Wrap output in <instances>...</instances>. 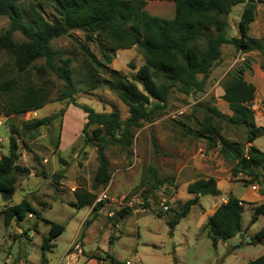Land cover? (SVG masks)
Returning a JSON list of instances; mask_svg holds the SVG:
<instances>
[{
    "label": "trees",
    "instance_id": "16d2710c",
    "mask_svg": "<svg viewBox=\"0 0 264 264\" xmlns=\"http://www.w3.org/2000/svg\"><path fill=\"white\" fill-rule=\"evenodd\" d=\"M148 1L0 0V15L8 18L7 26L0 31V50L9 59L0 66V116L8 117L43 107L50 101L56 87L49 77L54 74L63 82L58 99H67L86 113L83 132L90 125H95L89 139L97 144L98 165L89 187L81 186L74 190L73 205L77 208L91 206L90 216L83 222L84 227L96 218L102 205V202L94 203L96 192L106 188L111 178L104 152L108 143L127 150L132 145L136 130L156 118L160 110L166 107L173 90L185 95L203 92L212 67L221 57L224 44H232L242 53L257 51L264 56V41L248 33L250 23L255 19L256 1L160 0L171 3L173 15L169 18L161 16L154 9L150 11ZM237 3L243 5L238 23L239 34L230 36L225 29L227 14ZM42 7L50 8L53 16H45ZM71 30H80L84 41L71 36ZM16 32L21 39L15 38ZM65 35L72 38L82 57L84 86L89 90L103 86L114 92L128 108L127 118L122 120L117 109L98 112L76 102L74 94L78 92V87L72 67L73 59L66 50L55 49L52 45L53 39ZM90 42L96 43L100 58L90 49ZM132 46H137L144 58V63L134 75L129 78L120 71L108 68L116 50ZM40 59L43 63L37 64ZM260 67L264 69V58ZM246 69H249L247 61L229 70L223 81L221 97L228 102L233 114L226 116L212 104H206L203 119L196 129L183 128L181 134L202 139L209 147L218 146L219 155L233 163L232 177L242 174L249 177V180L244 179L246 184H262L264 151L252 145L248 148L244 146L264 135V126L254 123L250 105L255 88L244 80ZM50 119L33 118L23 121L20 127L11 128L8 153L0 155V197L5 202L1 213L5 225L11 220L21 221L29 214L41 217L40 211L25 197L18 204H9L19 176L30 173L29 167L18 163L14 134L34 138L39 131L38 126L50 122ZM219 120L244 129V145L223 136ZM151 144L154 151H158L155 137L151 138ZM255 168L261 173H257ZM148 176L150 190L162 185L155 166L148 167ZM150 190L143 192L145 200ZM187 191L193 197L173 210L168 220L170 228L197 204L199 195L220 193L213 178H198L187 186ZM242 204V200L229 194L227 201L221 203L208 218L202 229H205L213 246L241 232ZM143 206L146 207L147 203L144 202ZM130 212V209L123 208L118 215L123 217ZM260 215H264V203L254 208L249 224H253ZM47 222L49 230L40 245L43 263L47 262L46 253L52 251L55 245L54 238L65 229L63 224ZM252 243L264 244V225L255 232ZM100 260H107L108 264H132L109 253ZM245 264H264V253Z\"/></svg>",
    "mask_w": 264,
    "mask_h": 264
},
{
    "label": "rangeland",
    "instance_id": "374dc122",
    "mask_svg": "<svg viewBox=\"0 0 264 264\" xmlns=\"http://www.w3.org/2000/svg\"><path fill=\"white\" fill-rule=\"evenodd\" d=\"M255 1L257 6L264 8V0ZM147 6L150 11L154 9L163 17L169 18L173 15L170 2L149 0ZM241 10L242 4L237 3L229 12L227 20L230 21V29L226 31L230 36L239 34L237 28ZM42 11L47 17H52L54 14L47 7H42ZM263 20L264 10H260L257 21L255 19L252 21L249 36L256 38L264 35ZM7 24L8 18L0 15V31ZM70 34L77 40L84 41V35L80 30H71ZM15 38L21 39V35L16 32ZM259 39L264 41L262 37ZM52 45L55 49L66 50L73 59L72 67L78 87L74 98L78 104L88 105L98 112H111L117 109L122 120L129 116L128 108L121 103L114 92L103 86L93 90L84 86L82 79L85 69L82 67V57L70 36L55 38L52 40ZM89 46L100 58L96 43L90 42ZM221 50V57L212 67L203 92L185 95L173 90L166 107L160 110L156 118L144 123L136 130L132 145L127 150H123L114 143H108L104 149L109 163L110 176L118 177L114 183V190L112 191L111 188L107 190L110 196L130 197L138 193L144 198L143 192L150 190L148 167L155 166L163 182L156 189L150 190L147 199H144L147 203L145 208H158L159 200L165 197L169 208L167 212L170 214H156L151 210L137 214L130 212L120 217L118 211L121 207L118 202L106 199L102 201L96 218L87 227L83 226V222L90 216V210L87 211V206L77 208L73 205L74 190L81 186L89 187L98 165L97 144L95 140L89 139L91 129L95 125H90L83 132L86 113L67 99H58L63 82L54 74H50V79L56 85L51 93L50 101L39 109L11 114L0 128V134L4 137L0 145V155H2L8 153L9 137L13 126L20 127L23 121L33 118H51L50 122H44L38 126L39 131L34 138L14 134L16 151L19 153L18 163L31 170L30 173L19 176L16 190L9 204H18L25 197L34 208L40 211L41 217L36 218L29 214L21 221L11 220L8 225H5L1 213L5 202L0 197V264H65L68 257L66 252L75 241L78 244L79 241L82 243V253L76 261L77 264H98L96 259L87 262L91 253L99 261H103L100 258H104L105 254L109 253L120 260H128L132 264H242L259 256L262 246L260 243H252V238L255 231L260 229L264 223V215L259 216L248 231H244L254 211L247 200H243L242 204V233L237 237L227 239L225 244L220 243L213 246L205 234V229L200 231L197 227L200 218L199 204L209 208V202L212 201L213 196L211 194L200 197L199 203L194 205L189 214L180 219L173 228H170L168 224L173 208H178L180 206L178 202L185 200L183 194L180 193L181 196L177 194L175 204L171 194L166 193L171 191L175 194L178 185L174 190L169 186L164 188V183L165 181L173 182L170 171L172 172L178 163L193 158L199 145L206 146L204 140L190 135L183 136L181 132L183 128L196 129L198 123L202 121L204 106L212 104L213 101L212 93L209 91L212 83L217 79H221V82L227 78V72H225L227 67L231 70L240 67L245 62L237 59V50L234 45L224 44ZM8 60L6 53L0 50V66ZM259 60L261 62L263 58L260 57ZM41 63H43L42 59L37 61V64ZM143 63L144 58L140 49L132 46L116 50L108 68L120 71L130 78ZM219 122L223 136L236 138L241 145L244 143L243 131L238 127L227 125L225 120H219ZM63 131L65 145L59 149ZM152 137L156 139L158 151H154L152 147ZM255 144L264 149V135L256 138ZM224 161L220 167L225 169V174L230 173L233 163L225 158ZM53 163L56 168H53ZM52 170H54L53 173ZM262 177V184L258 185V192L261 194L264 192V173ZM230 178L232 180L230 189L235 196L245 194V198L252 197L249 192L251 184H246L242 174L236 177L230 175ZM179 185L181 187L182 181ZM221 187L225 191L228 188L225 184H221ZM185 192L183 190V193ZM102 208H108L107 212L105 213ZM47 221L63 224L65 229L54 238L55 245L52 251L46 253L47 262L43 263L40 245L43 236L49 230ZM103 264H108V261L104 260Z\"/></svg>",
    "mask_w": 264,
    "mask_h": 264
},
{
    "label": "crops",
    "instance_id": "0c3cea01",
    "mask_svg": "<svg viewBox=\"0 0 264 264\" xmlns=\"http://www.w3.org/2000/svg\"><path fill=\"white\" fill-rule=\"evenodd\" d=\"M242 8H243V5H242ZM260 10L263 11L264 8H260L259 6H257L256 13H255V21H257L258 12ZM241 12H242V10H241ZM241 12L239 14V19H240ZM262 23L264 24V20L262 21ZM252 25H253V22L250 24V28L252 27ZM238 32H239V29H238ZM231 36H234V35L231 34ZM261 37L264 38V35H262V36L260 35L259 37H256V38H261ZM236 57L238 60L240 59V61H247L250 57H252V58H250V61L249 60L247 61L249 63V69H246L244 71L243 77H244V80L246 81V83L253 85L255 88L254 99L252 100L251 105H250L251 109L253 111L254 123L257 126H264V69L260 67V60H259L260 57L264 58V56H263V54L261 55L260 52H257V51H251V52H246V53H242L240 51H237ZM226 63H228V62H226ZM241 63L242 62H240V64ZM229 70H230V67H227L225 72H228ZM220 80L221 79H217V81L213 82L212 86L209 89L210 93H212V99H213L212 105L215 106V108L218 111H220L222 114H224L226 116H231L233 114V112L230 109L228 102L225 101L221 97L224 91H223V81L220 82ZM212 89H213V92H212ZM239 129L241 131H243V136H244V129H242V128H239ZM63 134H64V131L61 135V143H60L59 149H61L65 145L64 144L65 139L63 137ZM261 136H263V135H261ZM230 137L231 136H228L227 138H229L232 141L239 142L238 140H236V138L233 139V137H231V138ZM255 141H256V139H254L253 142H251V143L245 144V148H248L249 146L252 145V146L258 148L259 150L264 151L263 148H261L255 144ZM189 161H190V163H189ZM189 161H186L183 163H178L176 168H174V169L172 168L173 170H172V172L170 171V174L173 177V182L165 181L166 183H164L163 187L167 188L169 186V187L174 188V190H175V187L178 185L177 191L175 192V194L172 193L170 190H169L170 193H166V194H171V198H173L175 200L174 203L176 204L177 203V200H176L177 194H179L180 196H181V194H183L185 201L188 200L189 198L193 197V194L188 193L187 186L190 183H192L193 181H195L196 179H198V178H204V179L213 178L215 180L216 188L219 190L220 193L219 194H211L213 196H212V201L209 202V205H210L209 208H206L205 206L199 204L200 218H199V221L197 223V227L200 228V231H201V229L206 225L208 218L214 213L216 208L228 198V195L231 194V195L235 196L230 189L231 188V182H232V180L230 178L231 171H230V173L227 171L228 173L225 174V172H224L225 169L220 167L222 164H224L225 161H224V158L222 156H220L218 153V146L217 147H209V146H207V144H206V146L199 145L198 149L196 150V155L193 156V158H189ZM53 165H54L53 168H56V165L54 163H53ZM170 166H172V165H170ZM30 170H31V168H30ZM53 172H54V170H52V173ZM262 174H263V172H262ZM117 178L115 176L111 177V180H110L109 184L107 185V189L111 188L112 191L114 190V188H115L114 183L117 181ZM245 179L249 180V177H245ZM181 181H182V185L180 187L179 183ZM167 183H168V185H167ZM221 184H225L228 186L226 191L222 189ZM250 184L251 185H250V189H249L250 191L249 192L252 195L251 198H249V199L245 198L244 197V196H246L245 194L242 196H239V197H237V196H235V197H237L238 199H240L242 201L243 200L249 201L251 204V207L255 208L257 205L261 204L259 202H264V194H261L258 192V185H260L259 183H254V184L250 183ZM253 186H255V188H253ZM183 190H185L186 192L183 193ZM200 197H202V196L199 195L197 204L200 201ZM185 201L182 200V202H180V203L178 202V204L181 205ZM87 207H88L87 211H89V210L91 211V208L89 206H87ZM192 207H191V209H192ZM102 209L104 210L105 213L108 210V208H102ZM174 209L176 210L178 208H173V210ZM191 209H190V211H191ZM151 210H153V208H147L146 211L140 212V213H147ZM173 210L171 211V214L173 213ZM152 212H154V211H152ZM167 213L170 214V212H167ZM134 214H137V213H134ZM260 216H262V215H260ZM167 218H169V217H167ZM255 222H254V224H255ZM251 225L252 224H248L247 227L244 228V231H248L249 227ZM263 225H264V223L261 225V227ZM81 226H82V224H81ZM241 228L243 229L242 226H241ZM257 231H255V232H257ZM241 233L242 232L238 233L234 237H237ZM231 238H233V237H231ZM220 243L225 244L226 241L219 242L218 244H220ZM249 243H251V242H249ZM79 244H80V251L82 253V248H81L82 243L79 241ZM260 245L262 246V250H261V254H262V253H264V244L260 243ZM79 255H80V253L79 254L76 253L75 255H71V256L67 257V261L65 264H72V263L77 264L76 261H78ZM94 259H96V261L99 264V260H97V258H95V256L92 255V253L90 254V257L88 258L87 262L93 261ZM126 261H128V260H126ZM245 263H242V264H245Z\"/></svg>",
    "mask_w": 264,
    "mask_h": 264
},
{
    "label": "built area",
    "instance_id": "2783aa9c",
    "mask_svg": "<svg viewBox=\"0 0 264 264\" xmlns=\"http://www.w3.org/2000/svg\"><path fill=\"white\" fill-rule=\"evenodd\" d=\"M249 1H255V0H249ZM6 119H7V117L0 116V128L4 125V122ZM3 138L4 137L0 134V145L4 141ZM253 188H255V186H253ZM107 190L108 189L106 187L101 192L96 193L94 203L102 202L103 200H106V199H111L115 202H118V204L120 205L119 207H121L120 209L127 208V209H130V211L133 213L146 211L145 206H143L144 198H142V196H140L138 193H135L130 197H128L126 195H122L120 197H117V196L113 197V196L109 195ZM226 201L227 200H225L224 202H226ZM166 202H167V198H165V197L161 198V200H159V207L153 209L154 213H156V214L167 213V211H169V208H168V205L166 204ZM76 253L79 254V253H81V251H80V245L75 241L67 250L66 255L69 257L71 255H75ZM99 263L103 264V261H99ZM127 263H130V262L127 261Z\"/></svg>",
    "mask_w": 264,
    "mask_h": 264
},
{
    "label": "water",
    "instance_id": "95a60500",
    "mask_svg": "<svg viewBox=\"0 0 264 264\" xmlns=\"http://www.w3.org/2000/svg\"><path fill=\"white\" fill-rule=\"evenodd\" d=\"M229 18V14H227V19ZM225 29L226 30H229L230 29V21L229 20H227V24H226V26H225ZM255 171L257 172V173H261V171L260 170H258L257 168H255Z\"/></svg>",
    "mask_w": 264,
    "mask_h": 264
}]
</instances>
